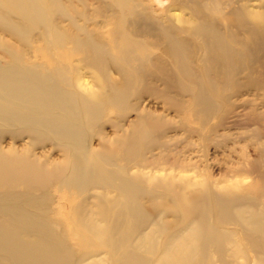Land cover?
<instances>
[{
    "label": "bare ground",
    "instance_id": "1",
    "mask_svg": "<svg viewBox=\"0 0 264 264\" xmlns=\"http://www.w3.org/2000/svg\"><path fill=\"white\" fill-rule=\"evenodd\" d=\"M8 1L26 20H38L44 11L37 0ZM207 2L183 4L194 22L182 29L169 18L162 24L147 13L131 12L123 26L149 43L164 44L165 56L148 68L142 61L131 68L114 58L117 77L108 74L105 48L88 43L90 35L87 42L72 37L83 48L97 90L88 88L85 72L72 76L68 65L47 51L50 46L43 48L47 60L41 62L39 49L27 57L22 45L5 44L0 54V264H264V156H239L235 166L212 156L205 159L210 165L205 173L196 170L200 159L175 156L177 145L193 146L194 137L217 144L220 127V136H230V127L238 124L227 123L236 108L231 95L243 87L264 92V71L262 79L256 77L264 64V1L258 10L237 2L232 8L233 2L223 11L221 19L241 32V41L237 32L220 30L206 13ZM9 26L16 33L21 24L13 20ZM181 30L202 40L188 42ZM56 43L65 44L62 38ZM188 52L201 54L199 68L188 61ZM141 94L161 98L166 107L142 105L125 120L121 108ZM107 110L119 120H103ZM253 121L256 126L248 132L263 152L264 112L254 113ZM155 151L167 156H147ZM256 167L261 171L253 182L238 179H248ZM214 169L222 171L219 177L212 175Z\"/></svg>",
    "mask_w": 264,
    "mask_h": 264
},
{
    "label": "rangeland",
    "instance_id": "2",
    "mask_svg": "<svg viewBox=\"0 0 264 264\" xmlns=\"http://www.w3.org/2000/svg\"><path fill=\"white\" fill-rule=\"evenodd\" d=\"M37 1L39 3L40 8H42L41 10L42 11L44 10L43 12L47 13V14L44 13V16H46V18L43 16V12H42L40 19L26 20V17H24L22 12L18 10V6L16 4L8 3L9 2L8 0L0 1V12L2 13L1 14L2 16L0 17V54H1V51H3V49L5 48V44L10 42L15 45L16 44L22 45L23 46L22 48L24 50L28 49L27 57L31 55L30 51H32L33 48L39 49V51L37 52L38 57L40 56L41 62H45L47 60V56L45 54L46 50H44L46 47L45 45L50 46L47 49V51L48 52L51 51L50 54H52L53 57L55 56L63 64L65 63L64 65H68V68H70V71L72 72L71 74L72 76H74L73 73L75 74L76 72H80V71L85 72L82 76V79L85 81V83L87 84L90 90H97L98 83L95 82L94 80V77H93L94 74L91 72L89 67L86 66V62H85L86 59L83 55V50H82L83 48H80V46L78 48L77 43L75 46V44L72 43V40H71L72 37L76 38L77 36L78 37L77 39L79 41L85 42L87 40V36L90 35L88 36L89 37L87 40L88 43L92 42V44L94 43L96 45L100 44L103 48H105V50L104 49L103 50L104 52L106 51L105 57L107 59L106 58L104 59L107 60V61L105 60L107 63L109 62V68L107 70L108 74H110V76L117 77V72L114 68L115 67L114 65L116 63H114V61L115 62L117 61V64L121 63L124 66L131 65L130 66L131 68H132V65L134 66L136 64V62L142 61L143 63L142 67L148 68L151 65V63H156L155 60L158 61L159 59H162L165 56V54L163 53L165 50L164 44L158 45V44L149 43L144 38L140 36H135V34L131 33L125 25L123 26L122 20L125 17H129L130 13L133 12L134 10L135 11L139 10L140 12H144L145 14L147 13V15L150 17L151 20H154L157 18V20L160 21L162 24H167L168 23L167 19L169 18L172 20L171 22L175 26L177 24L176 26L177 28L182 29L183 27L185 28L188 26H193V22H194V17L191 11L185 6H183V4H186L189 2H197V1L206 2L207 0H159V1L158 0H100V1L99 0H55L54 2L55 3L57 2L56 5L53 2V0H37ZM40 1H41V4H40ZM211 1L212 0H208L207 2L206 13L209 16L214 17V19L216 20L217 24L220 27V30L223 28L221 30L222 32H225L226 30L228 31V29H229V33H231L232 35H234V33L237 32V34L235 33V35L237 39L241 41L243 40V35L241 34V32L239 34L238 29L236 27H229V28L226 27L225 21L221 19L222 14H224L226 10L228 11L229 9H231L232 7L231 5L233 4V2L234 4L232 8L237 7V5L238 7L248 5L252 9L258 10L259 5H261L262 1L264 0H236V1L235 0L233 1L214 0L212 2ZM60 2L62 3V6ZM236 2L238 3L237 5H236ZM101 3L103 5H101ZM131 3L135 5H132ZM208 4L210 5V7H208L209 6ZM229 6L230 8H228ZM223 7L224 8L226 7V9H224ZM57 8L58 10L59 9L60 10L58 11ZM61 12H64V14ZM6 18L9 20V22L7 21ZM13 20L14 22L16 21L21 24V27L16 30V33L14 32L15 30H12L9 26V23L13 22ZM33 21H35V23L36 21L38 22L35 24L33 23ZM75 25H76V28H75ZM60 26H62V28ZM87 27H89V29ZM76 29H79L80 31ZM19 30H21V32ZM81 30L83 31L81 32ZM46 32L47 33L49 32L50 35H47V38H45L44 40L42 37L44 34H46ZM64 33L67 36L64 35ZM117 33L118 35L120 34L119 35L120 37L117 35ZM180 33H179L180 34L179 36L182 39L188 42H191V43L199 42L202 40V37L198 36L199 34L196 35V34H192L188 32L186 33L183 31ZM17 34L18 36L20 35L19 36L20 38L17 36ZM15 36H17L18 39H15ZM49 36L51 37V39ZM84 37L86 40L84 39ZM58 38L64 39L65 44L63 48L56 46L57 45L56 39ZM49 40H50V44L48 45ZM118 41H120V43H118ZM138 43H142L145 47L139 48ZM104 44L105 45L107 44V45L105 46ZM131 44L133 45V48ZM120 46L122 49L120 48ZM72 47L74 49V52H73ZM159 48L162 50V53H161V50H159ZM120 52H123L124 55L121 54ZM143 54L144 56L146 55L149 58L146 56L145 58H143ZM122 56L126 58H123ZM131 56H132V59H130ZM138 56L140 57V59H138L139 58ZM187 56L189 59L188 61L192 62L196 69L200 67L201 65V54L200 53L193 55L192 53L188 52ZM258 58L259 56H257V59ZM164 59L166 60V58ZM252 63H253V66H255V63L253 60H252ZM73 65L74 67H72ZM263 65L259 66L262 70L261 69L258 70L256 74V77L259 80L262 79L259 75L261 74L260 72L264 71ZM241 80H245V78L242 77ZM227 92L229 95L232 94V91L230 90H228ZM140 96L139 95L131 96L129 99V104H126L125 106L121 108L122 114L125 115V120L134 118L136 114L138 113L137 110L139 108L141 109L142 105L147 106V107L151 106L153 108L156 107V109L160 111L163 110L164 107H166L163 103V100L154 95L141 94ZM143 99L145 101H143ZM230 101L233 104H235L236 108H235V111L230 115L231 117L227 119V123L229 122L230 124H234L235 121H237L238 123L230 127L231 128L230 136H227V134H225L224 137L220 136L221 133H223V128L220 127L219 133H218L219 135L216 138L217 144H212L209 142H199V140H196L197 138L194 137L193 142H195V144L193 146L186 147L187 144L185 142H181L176 147L177 150H180V151H178L175 154V156H189V157L193 156V158H195L194 160L200 159V161L198 162V168L196 169L198 172L205 173L207 172L206 170H210L209 168L210 165L208 164L209 161L207 162V160H209V158H211L212 156H218L217 158L221 160L226 159L225 161H226L227 166H235L236 165L235 162L240 160L239 156H248L250 160H254L256 156H264V150L263 152L258 151L257 149L259 146L258 142L252 139V136H251L252 132L251 133L248 132L249 130H251L252 128L256 126V122L253 121L254 113L264 112V92L258 89H254L253 91L249 92L246 88L243 87L237 95H231ZM130 106H133V107L131 108ZM170 113L171 114L169 116L174 117L173 116L174 112L170 111ZM110 118L113 120H119L116 118V113L114 112V110H107L105 119L103 120H107ZM210 122H213V120H211ZM204 124L207 125V123H204ZM105 130L111 131V126L109 124H106ZM171 134L172 133H169V135ZM91 141H92L93 146H97L98 137L93 136ZM172 150H175V149L173 148ZM147 156H167V155H160L158 154V151H155L153 153H147ZM244 162L248 163L246 160ZM222 168L223 169L226 168L224 164H222ZM260 171H261V168L256 167L253 169V171L249 172L251 176L248 179L244 178L245 176H240L238 179H243L246 182L248 181L253 182L255 175L260 173ZM221 173L222 171L220 169L212 170V175L214 177H219ZM52 184H49V185L52 187Z\"/></svg>",
    "mask_w": 264,
    "mask_h": 264
}]
</instances>
